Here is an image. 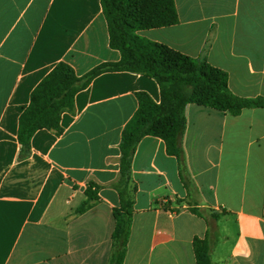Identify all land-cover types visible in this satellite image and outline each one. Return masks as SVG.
Returning a JSON list of instances; mask_svg holds the SVG:
<instances>
[{"label": "crops", "instance_id": "1", "mask_svg": "<svg viewBox=\"0 0 264 264\" xmlns=\"http://www.w3.org/2000/svg\"><path fill=\"white\" fill-rule=\"evenodd\" d=\"M174 3L176 24L139 34L205 56L239 97L264 96V0ZM120 59L101 0H0V264H110L121 135L138 93L160 103L156 80L128 71L96 76L61 115V133L38 130L24 157L18 130L31 93L57 65L81 77ZM185 118L194 189L189 195L163 139H141L124 264H196L193 240L209 227L195 206L219 217L210 228L214 264H264V108L233 116L188 104ZM91 183L99 200L77 214Z\"/></svg>", "mask_w": 264, "mask_h": 264}, {"label": "trees", "instance_id": "2", "mask_svg": "<svg viewBox=\"0 0 264 264\" xmlns=\"http://www.w3.org/2000/svg\"><path fill=\"white\" fill-rule=\"evenodd\" d=\"M101 6L107 22L109 45L120 52V61L100 64L81 77L69 65H57L31 93L30 104L20 116L18 141L20 155L24 157L38 130L60 134L61 115L74 110L76 94L102 73L128 71L156 80L161 101L157 104L147 94H137L138 109L121 135L119 179L112 184L118 194L119 206L113 209L115 226L110 264H124L136 191L132 162L141 139L155 136L164 140L167 153L178 160L180 179L190 195L194 185L182 145L186 129L185 107L196 104L236 116L243 109L264 108V96L239 97L229 89L228 74L212 66L205 56L192 58L139 34L142 30L176 24L174 0H101ZM99 189L93 183L87 186L86 199L77 208V214L93 207L99 200ZM190 210L203 218L209 227L204 239L196 237L193 240L196 264H214L210 228L219 217L207 208L195 206Z\"/></svg>", "mask_w": 264, "mask_h": 264}]
</instances>
